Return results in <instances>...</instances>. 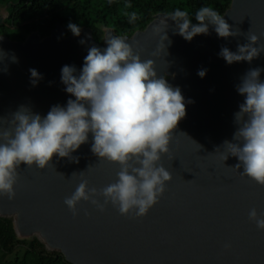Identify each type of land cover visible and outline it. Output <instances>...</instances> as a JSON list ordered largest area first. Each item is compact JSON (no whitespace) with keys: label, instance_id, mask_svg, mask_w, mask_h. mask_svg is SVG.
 <instances>
[{"label":"water","instance_id":"95a60500","mask_svg":"<svg viewBox=\"0 0 264 264\" xmlns=\"http://www.w3.org/2000/svg\"><path fill=\"white\" fill-rule=\"evenodd\" d=\"M166 16L127 38L143 60L155 61L158 76L169 77L168 83L179 87L185 98L186 116L173 133L170 153L160 162L172 180L166 182L159 203L136 218L121 215L110 204L101 212L81 202L74 216L64 199L80 183L79 173L85 172L90 187L102 189L116 180L120 168L93 154L89 133L88 142L72 153L79 163L54 156L55 167L44 170L22 164L15 199L0 197V216H14L18 233L36 234L71 264H264V231L248 215L252 208L264 213V186L241 175L243 169L234 167L238 158L224 146L226 140L236 142L234 114L246 99L237 85L250 69H264V52L251 63L231 65L219 55L223 47L237 52L238 45L249 43L250 34L259 37L255 46L264 45V0L233 1L224 18L234 31L240 29L238 37L221 38L210 26V34L187 41L175 34V21L169 19L172 43L153 56L160 37L152 27ZM66 35L58 24L42 41L37 36L25 44L0 38V50L7 53L0 59V118L10 119L21 106L46 116L52 106L75 99L65 91L62 67L75 66L79 73L95 42L90 30ZM30 69L42 76L35 86ZM200 70H206L203 78ZM260 80L264 82V71Z\"/></svg>","mask_w":264,"mask_h":264},{"label":"clouds","instance_id":"9594fccd","mask_svg":"<svg viewBox=\"0 0 264 264\" xmlns=\"http://www.w3.org/2000/svg\"><path fill=\"white\" fill-rule=\"evenodd\" d=\"M162 15L166 14L158 18ZM224 16L211 6H201L194 17L197 23H193L187 10L175 9L153 25L152 31L160 37V42L152 55L157 56L161 50L166 52L172 43L167 35L169 19L175 21V34L187 41L197 35L210 34V26L221 38L240 36V29L234 31ZM137 19L136 12L128 15L130 24ZM0 20L4 22L6 16H1ZM68 28L75 36H80L83 31L71 22ZM247 40L249 43L237 46V52L223 47L219 55L229 65L241 61L251 63L264 52V45L255 46L259 44L255 34L248 35ZM105 42V48L95 44L88 49L79 73L75 66L62 67L65 91L75 97L69 99L66 106H52L46 116L21 106L10 119L0 118V197L15 199L22 164L44 170L50 165L55 167L54 156L79 163V158L72 153L88 142L89 133L94 140L93 154L120 168L116 180L102 189L90 187L84 178L85 172L79 173L80 183L64 199L74 216L79 215L81 202H90L101 212L110 204L121 215L144 217L164 196L166 182L172 180V175L160 162L162 155L170 153L173 133L186 116L185 98L179 87L174 88L168 83L169 77L158 76L155 61L143 60L127 37L109 34ZM5 56L7 53L0 50V59ZM13 60H16L15 56ZM262 71L264 69H250L237 85L238 93L246 99L234 114V123L238 126L233 136L236 142L226 140L224 146L229 155L238 158L239 163L234 167L243 169L241 175L264 186ZM30 72L35 86L42 76L36 69H30ZM198 75L203 78L206 70H200ZM229 155L224 156V161ZM248 215L256 227L264 231V213L252 208Z\"/></svg>","mask_w":264,"mask_h":264},{"label":"trees","instance_id":"16d2710c","mask_svg":"<svg viewBox=\"0 0 264 264\" xmlns=\"http://www.w3.org/2000/svg\"><path fill=\"white\" fill-rule=\"evenodd\" d=\"M233 0H0V37L25 43L30 36H50L57 24L73 33L69 22L91 30L97 47L105 48L108 35L132 38L145 31L159 15L179 8L187 10L193 23L201 6H211L224 16ZM136 12L135 23L128 15ZM17 22V25H16ZM10 28L14 29V32ZM0 264H71L65 256L48 249L36 234L18 233L14 216H0Z\"/></svg>","mask_w":264,"mask_h":264},{"label":"rangeland","instance_id":"374dc122","mask_svg":"<svg viewBox=\"0 0 264 264\" xmlns=\"http://www.w3.org/2000/svg\"><path fill=\"white\" fill-rule=\"evenodd\" d=\"M16 24H17V22H16ZM11 29V31H13L14 32V29L13 28H10ZM16 220V219H15ZM18 231H20V230H18Z\"/></svg>","mask_w":264,"mask_h":264}]
</instances>
